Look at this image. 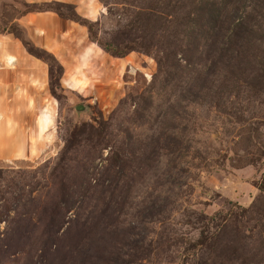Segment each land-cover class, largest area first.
Returning a JSON list of instances; mask_svg holds the SVG:
<instances>
[{
    "label": "rangeland",
    "instance_id": "obj_1",
    "mask_svg": "<svg viewBox=\"0 0 264 264\" xmlns=\"http://www.w3.org/2000/svg\"><path fill=\"white\" fill-rule=\"evenodd\" d=\"M64 3L73 5L92 30L60 16L55 8L68 12ZM130 3L143 4L0 0V185L15 182L24 195L37 186L31 195L41 196L69 133L81 123L95 124L100 114L106 119L114 108L112 140L127 136L128 130L126 139L136 141L135 146L151 139L156 144L153 158L107 162L108 149H103V158L94 159L87 169L98 179L94 223L70 255L11 254L0 256V264H264V190L259 187L264 177V85L253 89L248 83L264 70L259 63L264 38L251 46L254 60L243 64L237 91L227 98L213 97L215 87L223 85L218 73L199 92L198 103L177 100L178 90L167 98L159 83L150 107L134 112L136 96L156 71L157 46L149 55L133 51L122 58L100 46L124 40L128 17L136 9ZM253 14L256 26L264 29V5ZM21 39L49 50L63 64L60 83L53 86L56 97L49 89L47 63L29 55ZM167 104L175 110L170 112ZM106 167L109 173L101 174ZM104 187L107 191L100 192ZM256 200L263 207L259 213L250 210ZM219 211L227 233L221 232L222 225L210 226L206 244L191 248L204 227L202 217ZM6 225L2 222L0 231ZM68 243L59 240L63 248ZM56 247L52 243L51 250Z\"/></svg>",
    "mask_w": 264,
    "mask_h": 264
},
{
    "label": "trees",
    "instance_id": "obj_2",
    "mask_svg": "<svg viewBox=\"0 0 264 264\" xmlns=\"http://www.w3.org/2000/svg\"><path fill=\"white\" fill-rule=\"evenodd\" d=\"M141 1L143 4L140 5L130 3L136 9L128 17L124 40L113 39L100 43L104 51L116 58L133 51L149 55L152 47L157 46L154 54L156 71L152 74L150 84L136 96L139 100L134 112L150 107L153 102L152 91L159 83L160 90L165 92L167 98L178 90L177 100H185V103H198L199 92L209 81L214 83L218 73H221L223 85L215 87L214 98H227L232 91H237V81L245 69L243 64H250L254 60L253 55L249 54L251 46L257 39L261 41L264 38V29L260 24L256 26L253 19L256 17L253 11L262 8L264 0ZM61 5L68 12L55 8L60 16L79 21L89 31L92 30L93 26L81 19L73 5ZM21 41L29 55L47 63L49 89L55 96L53 86L60 83L64 73L63 64L54 53L35 45L31 40ZM260 59L259 63L264 68V56ZM248 83L253 89L264 85V70L254 73ZM213 86H208L206 91L209 93ZM122 103L121 99L119 106ZM166 107L170 112L175 110L174 105L167 104ZM117 110L114 108L106 119L100 114L95 120L96 125L81 123L69 133L57 162L48 172L50 183L49 186H43L41 196L31 195L37 186L31 187L24 195L15 182L0 185V224L7 223L0 231V256L3 259L11 254L30 256L33 252H38L39 258L60 251L70 255L77 241L83 233L87 234L92 229L94 223L92 202L95 200L98 179L93 173L88 175L87 169L95 158H103V149H108L104 157L107 162L113 160L120 163V159L132 157L153 158L156 146L153 144L154 139L141 144L137 142L135 146L136 141L126 139L130 135L125 130L127 136L112 140V120ZM78 153H82L81 159H77ZM262 153L264 155V150ZM109 171L110 167H106L101 174H108ZM2 172L0 168V177ZM259 187L264 190V177ZM13 188L17 189L10 190ZM103 190L107 191V188L99 191ZM260 202H253L250 210L259 209V213L263 208ZM82 214L83 220L80 221ZM221 215L219 211L213 216L202 217L205 220L204 227L200 236L189 245L191 248L206 244L212 237L211 228L215 229L218 225H222V233H227L228 224L224 220L222 222ZM65 238L69 242L67 248L59 244V240ZM56 242L57 247L51 250L52 243Z\"/></svg>",
    "mask_w": 264,
    "mask_h": 264
}]
</instances>
